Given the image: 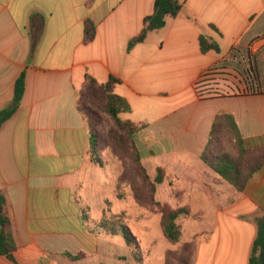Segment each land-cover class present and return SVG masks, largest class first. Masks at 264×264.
<instances>
[{
    "label": "crops",
    "instance_id": "obj_1",
    "mask_svg": "<svg viewBox=\"0 0 264 264\" xmlns=\"http://www.w3.org/2000/svg\"><path fill=\"white\" fill-rule=\"evenodd\" d=\"M177 1L179 14L129 50L155 0H0V110L25 70L19 107L0 127L2 213L16 246L0 264H164L175 245L161 217L145 219L135 226L149 235L138 263L99 224L106 175L76 105L86 75L118 79L113 92L131 108L119 117L145 125L141 160L164 170L155 201L188 210L178 223L183 241L196 238L192 264H248L264 215V164L237 192L201 154L219 113L233 116L244 148L264 150V0ZM201 34L219 51L203 53ZM248 67L255 91L246 89ZM122 212L128 227L137 223L126 210L112 213Z\"/></svg>",
    "mask_w": 264,
    "mask_h": 264
},
{
    "label": "trees",
    "instance_id": "obj_2",
    "mask_svg": "<svg viewBox=\"0 0 264 264\" xmlns=\"http://www.w3.org/2000/svg\"><path fill=\"white\" fill-rule=\"evenodd\" d=\"M181 3L177 0H155L153 13L144 18L143 28L138 36L133 38L129 44L130 50L136 43L143 42L150 31L160 29L165 26L167 17H176L181 10ZM95 27L92 22L85 24V40L91 41L94 38ZM200 47L203 53L214 50L219 51L218 45L209 37L199 36ZM119 80L110 77L105 84L98 83L92 77L86 75L85 81L78 92L76 105L81 112L89 132V151L93 163H100L97 157L98 139L95 127L99 123V112L108 115L114 122L115 126L125 131L129 139L132 141L136 135L145 127L144 124H136L130 120H123L119 117L120 113H126L131 110L127 100L113 92L114 84ZM25 90V70H23L14 84V95L12 101L0 110V127L7 121L17 110L23 93ZM230 134L232 141L235 143L236 154L220 149L213 148V138L222 132ZM133 142V141H132ZM134 162L142 170L143 181L150 180V187L155 194L156 185L164 180V170L160 167L155 168L154 179L147 176L143 167L140 153L134 146ZM201 160L208 165L219 177L227 181L237 192H241L246 187L248 180L259 170L264 164V150H248L244 148L243 139L239 133L238 127L233 116L228 113H219L215 116L210 138L207 146L201 154ZM155 201V199H154ZM1 205L3 200L0 197ZM160 205L158 202H154ZM188 210L178 208L171 210L169 213L163 209L161 211V226L165 238L173 244H179L182 241V228L178 220L182 216H187ZM256 235L251 247L248 258V264H264V215L256 219ZM102 228L107 229L109 234H120L126 245H137L138 241L134 234L130 231L127 224L121 220L120 216L116 217V221H103ZM16 249L15 242L10 229V221L4 214H0V254L11 257L12 252ZM168 251L166 252V255ZM74 258H77L74 257Z\"/></svg>",
    "mask_w": 264,
    "mask_h": 264
},
{
    "label": "rangeland",
    "instance_id": "obj_3",
    "mask_svg": "<svg viewBox=\"0 0 264 264\" xmlns=\"http://www.w3.org/2000/svg\"><path fill=\"white\" fill-rule=\"evenodd\" d=\"M261 71L264 73V68ZM209 85H211L210 82L202 86H206L207 90L210 88ZM99 119L95 131L98 139L97 157L100 163L96 164L99 165L106 175L104 184V217L99 224L101 225L103 221L115 222L117 216H120L121 220L125 222L126 215L123 212L112 213L118 210H126L132 217L131 221L136 219L137 223L131 222L132 226L129 224L132 230L130 227L128 228L132 233L139 234L142 247H139V242H137V245H130L132 253L129 257H133L138 263H141L146 254L145 244L148 242L149 235H143L135 226L142 225L145 219H147V225L153 224L155 218L161 217L163 209L167 213L174 209L166 204L159 206L154 204L155 198L150 187V180L143 181L144 173L134 162V146H136L138 151L141 148L140 140H138L139 133L132 142L126 132L119 130L108 115L99 112ZM212 145L214 149L220 148L231 155L236 154L235 143L232 141L230 134L224 131L213 138ZM147 163V160H142L143 167L149 177L147 179L152 181L155 171ZM173 180L172 178L169 180L171 185H173ZM103 229L109 234L107 229ZM195 253L196 238H189L186 242L175 244L168 251L164 264H192Z\"/></svg>",
    "mask_w": 264,
    "mask_h": 264
},
{
    "label": "built area",
    "instance_id": "obj_4",
    "mask_svg": "<svg viewBox=\"0 0 264 264\" xmlns=\"http://www.w3.org/2000/svg\"><path fill=\"white\" fill-rule=\"evenodd\" d=\"M213 74V72H209L205 75V79L209 76ZM246 78H248V82L246 81V89L247 91H255L256 90V83L254 80V73L250 70V68H247V73H246Z\"/></svg>",
    "mask_w": 264,
    "mask_h": 264
},
{
    "label": "water",
    "instance_id": "obj_5",
    "mask_svg": "<svg viewBox=\"0 0 264 264\" xmlns=\"http://www.w3.org/2000/svg\"><path fill=\"white\" fill-rule=\"evenodd\" d=\"M2 213V205H1V202H0V214Z\"/></svg>",
    "mask_w": 264,
    "mask_h": 264
}]
</instances>
